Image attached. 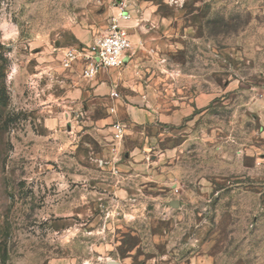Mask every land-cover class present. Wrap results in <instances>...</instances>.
Masks as SVG:
<instances>
[{"label":"rangeland","instance_id":"1","mask_svg":"<svg viewBox=\"0 0 264 264\" xmlns=\"http://www.w3.org/2000/svg\"><path fill=\"white\" fill-rule=\"evenodd\" d=\"M113 263L264 264V0H0V264Z\"/></svg>","mask_w":264,"mask_h":264},{"label":"built area","instance_id":"2","mask_svg":"<svg viewBox=\"0 0 264 264\" xmlns=\"http://www.w3.org/2000/svg\"><path fill=\"white\" fill-rule=\"evenodd\" d=\"M132 41L128 31L113 26L106 34L96 37L91 45L78 51L68 50L62 54L63 66L71 69L75 62L83 64L82 74L85 78L92 79L100 71L118 69L126 62L132 49ZM115 137H124V128L121 124L115 127Z\"/></svg>","mask_w":264,"mask_h":264},{"label":"water","instance_id":"3","mask_svg":"<svg viewBox=\"0 0 264 264\" xmlns=\"http://www.w3.org/2000/svg\"><path fill=\"white\" fill-rule=\"evenodd\" d=\"M113 264H117V263H113Z\"/></svg>","mask_w":264,"mask_h":264}]
</instances>
